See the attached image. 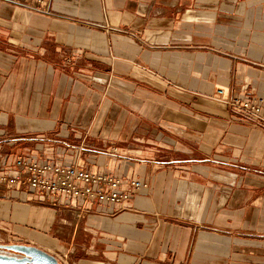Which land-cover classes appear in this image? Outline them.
Here are the masks:
<instances>
[{
    "label": "crops",
    "instance_id": "0c3cea01",
    "mask_svg": "<svg viewBox=\"0 0 264 264\" xmlns=\"http://www.w3.org/2000/svg\"><path fill=\"white\" fill-rule=\"evenodd\" d=\"M218 89L264 97V0H0V247L264 264V127ZM19 157L144 187L124 206L35 191L4 178Z\"/></svg>",
    "mask_w": 264,
    "mask_h": 264
},
{
    "label": "built area",
    "instance_id": "2783aa9c",
    "mask_svg": "<svg viewBox=\"0 0 264 264\" xmlns=\"http://www.w3.org/2000/svg\"><path fill=\"white\" fill-rule=\"evenodd\" d=\"M15 1L35 10L45 8L48 2V0ZM216 94L227 106L244 112L264 127V97L256 100L244 95L223 99L222 89H218ZM4 178L14 185L25 186L35 191L119 206L127 205L130 202V191H138L144 187L136 180L124 182L105 173L91 174L76 165L39 164L27 157L17 158L14 168L7 172ZM125 187L130 190H125Z\"/></svg>",
    "mask_w": 264,
    "mask_h": 264
},
{
    "label": "water",
    "instance_id": "95a60500",
    "mask_svg": "<svg viewBox=\"0 0 264 264\" xmlns=\"http://www.w3.org/2000/svg\"><path fill=\"white\" fill-rule=\"evenodd\" d=\"M0 264H60L55 257L29 245H7L0 247Z\"/></svg>",
    "mask_w": 264,
    "mask_h": 264
},
{
    "label": "rangeland",
    "instance_id": "374dc122",
    "mask_svg": "<svg viewBox=\"0 0 264 264\" xmlns=\"http://www.w3.org/2000/svg\"><path fill=\"white\" fill-rule=\"evenodd\" d=\"M1 249V248H0Z\"/></svg>",
    "mask_w": 264,
    "mask_h": 264
}]
</instances>
